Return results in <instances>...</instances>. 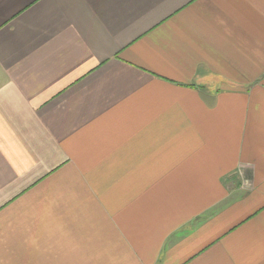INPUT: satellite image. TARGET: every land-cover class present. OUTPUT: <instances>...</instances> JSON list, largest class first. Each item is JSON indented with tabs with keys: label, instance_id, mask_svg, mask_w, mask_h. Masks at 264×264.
I'll list each match as a JSON object with an SVG mask.
<instances>
[{
	"label": "crops",
	"instance_id": "1",
	"mask_svg": "<svg viewBox=\"0 0 264 264\" xmlns=\"http://www.w3.org/2000/svg\"><path fill=\"white\" fill-rule=\"evenodd\" d=\"M0 264H264V0H0Z\"/></svg>",
	"mask_w": 264,
	"mask_h": 264
}]
</instances>
